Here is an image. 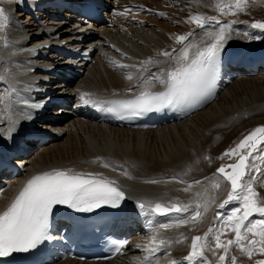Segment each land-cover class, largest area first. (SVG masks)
<instances>
[{
  "label": "bare ground",
  "instance_id": "6f19581e",
  "mask_svg": "<svg viewBox=\"0 0 264 264\" xmlns=\"http://www.w3.org/2000/svg\"><path fill=\"white\" fill-rule=\"evenodd\" d=\"M56 1L0 0V8L8 16L6 27L0 29V153H3L1 157H12L14 152L9 158L12 170L0 173V211L34 175L55 169L91 173L97 179L114 181L112 186L124 193L130 220L123 224L129 225L134 235L114 261L67 260L58 264H204L201 258L186 260L185 257L192 251V238L208 234L209 223L214 221L224 198L228 199L229 186L211 168L212 162L224 155L247 128L264 126V66L256 72L237 68L241 74L236 75L234 69L225 70L224 89L215 103L186 121L157 130L107 127L90 118L87 108L82 107L92 96L109 104L110 100L139 96L145 90L163 89L155 81L151 88L142 81L144 77L152 80L149 73L160 75L176 67L174 61L161 55L182 46L176 36L192 33L184 44L203 48L212 42L206 33L216 32L224 24L231 25L225 45L237 46L243 54H257L264 63V29L252 28V22L237 21L236 14H220L215 10V0H114L117 8L109 13L113 21L109 27H91L73 14H60L51 9ZM261 5L264 6V0H248L244 9ZM196 14L216 15L220 24L211 22L204 29L197 28L188 22L190 15ZM43 42L93 50L95 61L85 65L81 77L69 83L40 81L38 85L43 83L40 86L49 87L50 92L47 95L33 92L29 101L25 93L34 87L31 75L37 74L40 79L50 76L51 70L59 71L60 62L55 55L40 47L36 51L47 56V60L36 61L48 66L44 71L29 74L34 65L29 67L25 62L35 59L30 48ZM194 55L195 49L190 57ZM149 59L166 62L141 63ZM121 64L128 67H119ZM140 68L144 70L141 72ZM59 73L63 76V72ZM129 75L132 79L127 78ZM52 77L57 76L53 73ZM49 97L62 100V105L50 111L63 114L56 121L58 126L30 129L27 124L33 119L34 111L37 113ZM34 131L35 135L52 140L38 148L37 142L31 140L23 141V146L18 144L17 137L21 139ZM219 181L223 187L217 188ZM141 202L146 208L155 203L190 207L188 212L154 216V212L144 213L137 207ZM197 204L201 205L199 209ZM196 210L202 215L193 222L191 215ZM182 220L188 222L178 223ZM57 223L60 229L62 223ZM161 224L169 227L161 228ZM153 236L157 241L165 239L169 243L151 253L146 245ZM210 240L211 237L200 242L206 245L203 253L208 264H229L226 259L219 261L220 255L212 250L214 245Z\"/></svg>",
  "mask_w": 264,
  "mask_h": 264
},
{
  "label": "snow or ice",
  "instance_id": "6c2138e0",
  "mask_svg": "<svg viewBox=\"0 0 264 264\" xmlns=\"http://www.w3.org/2000/svg\"><path fill=\"white\" fill-rule=\"evenodd\" d=\"M247 3L248 0H229L228 3H225V0H215L214 6L215 10L222 15H235L243 11ZM160 15L165 14L160 13ZM7 22L8 16L5 14V10L0 8V29H4ZM188 22L195 24L200 29H204L211 22L220 24L216 15H190ZM230 26V24H224L216 32H207L206 36L212 42L203 48L196 44H184L192 33L176 36L177 43L182 46L179 49H173L171 52L164 51L161 53L162 56L174 61L176 67L160 75L149 73L152 80L144 77L142 81L148 88L154 87L155 84L152 81H155L162 85L164 90L159 92L145 90L135 99L112 102L115 107L109 108L108 111L142 115L164 109H179L199 101L208 85L215 78L221 52L229 38L227 32ZM251 27L264 29V23H253ZM193 49H195V55L190 57ZM165 62L149 59L141 63L148 65ZM119 67L126 68L128 65L121 64ZM127 78L132 79V76L129 75ZM85 102L87 103V101ZM262 144H264V126L255 128L236 148L224 153V156H238L236 163L227 166L231 169L230 172L226 171L224 166L218 169V172L231 185L228 199L224 203L233 200L242 202L241 207L236 208L233 215L225 222V226L212 236L215 249H223L225 253L219 256L221 262L225 261L229 247L232 245L239 246L240 250L245 252L249 258L254 251L264 254V219L253 220L245 225V221H248L253 213H259L261 217H264V207L257 205V193L252 187V183L257 179L264 180V172H261V168L256 164L250 166L248 163L249 158L253 157L254 153H264ZM242 149H250V151L245 155L241 154L240 150ZM258 159L264 161V155L259 156ZM107 166L105 164V167ZM249 167L253 169L251 173L246 171ZM256 172H260L261 175L257 177ZM148 182L155 183L156 181ZM114 183V181L97 179L91 173L73 172L71 169H55L34 175L25 183L12 202L3 211H0V257H8L14 253H27L37 249L45 241H51L53 237L49 234V220L53 207L56 205H66L78 212H91L105 204L113 208L119 207L120 202L124 199V193L113 187ZM215 187L219 188L220 185L217 183ZM184 190L188 191V189ZM137 207L144 213L154 212L166 215L168 213L188 212L190 205L172 203L170 206H165L161 203H155L154 205L149 204L146 208L145 204L141 202L137 204ZM200 207L201 205L197 204V209ZM241 210H243L242 215H238ZM201 215L199 210L194 211L191 215L192 221L195 222ZM187 222V220H182L178 223ZM160 227L167 228L169 225L161 224ZM228 227H231L235 233V239H228L227 242H224L221 240V236L225 234V229ZM242 229L252 233L253 237L259 236L260 239H250L247 235H242ZM209 232L211 233L212 230L210 229ZM208 239V234L204 237H193L192 251L185 259L201 258L204 264H208L203 253V248L206 245L200 243L202 240L207 241ZM244 241H247L249 247H245ZM126 243V241L120 242L116 251H120ZM168 243L169 241L165 239L157 241L156 236H153L150 243L146 245V249L155 253L160 250V246H166ZM208 246L210 247V245ZM230 259L232 264H235L236 258L233 256ZM256 264H264V260H258Z\"/></svg>",
  "mask_w": 264,
  "mask_h": 264
},
{
  "label": "rangeland",
  "instance_id": "374dc122",
  "mask_svg": "<svg viewBox=\"0 0 264 264\" xmlns=\"http://www.w3.org/2000/svg\"><path fill=\"white\" fill-rule=\"evenodd\" d=\"M259 8H261V9H259ZM236 20L240 21V22H245V23H251V22L252 23H254V22L255 23H257V22L264 23V6L261 5L259 7H254V9H252V8H246V10L244 9L243 11L236 13ZM262 125H264V124H262ZM255 127H256V125H253V126H250L249 128H247L242 134H240L234 140L232 146L230 148L226 149V151H229L231 149L236 148V146L239 144L241 139L244 136H246L249 132H251ZM262 146H264V144H262ZM261 155H264V153H254L253 157H250L249 165L251 166L252 164H256L257 166H259L261 168V172H264V161H261L260 159H258V157ZM221 157H223V158H219L218 160L212 162L213 164H212L211 168H213L214 171L217 167L225 166L227 164H231L238 158V156H224V155H222ZM247 171L251 173L253 171V169L251 167H249L247 169ZM255 175L257 177H259L261 175V173L256 172ZM220 183H221L220 186L223 187V184H222L223 182H220ZM252 187H253L254 191L257 193V196H256L257 205L260 207H264V180L257 179L256 181H254L252 183ZM227 197H228V195H227ZM225 199L226 198H224V200L222 201L223 203L221 204L223 206L221 207V205H220L218 208V211H216L214 221L213 222L211 221L208 225V236L211 237L210 241L214 245L212 247V250H214L218 255H224L225 253H224L223 249H215V243H214V240L212 239V236L215 233L219 232V230L225 226V222L228 221V218L233 215L234 210L238 207H241V204H242V202L240 200H233V201H230L228 203H224ZM234 205H235V207H232ZM222 208H224V210H222L220 213V209H222ZM242 211L243 210H241V213H239L238 215H242ZM260 219H264V217H261V215L259 213H253V215L249 217L248 221H245V225L249 224V222H251L253 220H260ZM210 229L212 230L211 233L209 232ZM242 235H247L250 239H256V240L260 239L259 236L253 237L252 233L246 232L245 229H242ZM228 239H233V240L235 239V233L231 230V227L226 228L225 234L221 236V240L224 242H227ZM244 244H245V247H249V245L247 244V241H244ZM257 247H259V245H257ZM233 256L236 258L235 264H241V262L242 263L245 262V264H256V262L258 260H264V254H262L258 251H254L251 258H249L248 255L245 252H242L240 250L239 246H237V245H232L229 247L228 253L226 255V261L229 264H232V261L230 258Z\"/></svg>",
  "mask_w": 264,
  "mask_h": 264
},
{
  "label": "water",
  "instance_id": "95a60500",
  "mask_svg": "<svg viewBox=\"0 0 264 264\" xmlns=\"http://www.w3.org/2000/svg\"><path fill=\"white\" fill-rule=\"evenodd\" d=\"M257 127H261V126H257ZM257 127H255V128H257ZM255 128H254V129H255ZM254 129H253V130H254ZM253 130H252V131H253ZM252 131H251V132H252ZM251 132H250V133H251ZM250 133H249V134H250ZM249 134H248V135H249ZM248 135H246L245 137H247ZM245 137H244V138H245ZM244 138H243L242 140H244ZM242 140H241V141H242ZM241 141H240V142H241ZM246 150H247V149H242V150H240V151H241V154H245V151H246ZM245 155H246V154H245ZM237 161H238V160H237ZM237 161H236V162H237ZM236 162H234V163H236ZM234 163H232V164H234ZM229 165H231V164H229ZM227 166H228V165H227ZM227 166H224V167L226 168V171H229V172H230L231 169L228 168ZM219 168H220V167H219ZM219 168H217L216 172H217L219 175L222 176V174H220V173L218 172V169H219ZM222 177H223V176H222ZM227 182H228V181H227ZM229 184H230V182H229ZM230 188H231V185H230Z\"/></svg>",
  "mask_w": 264,
  "mask_h": 264
}]
</instances>
